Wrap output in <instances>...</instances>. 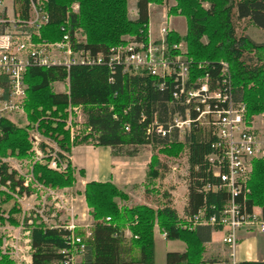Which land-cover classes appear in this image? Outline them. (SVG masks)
<instances>
[{
  "label": "trees",
  "instance_id": "16d2710c",
  "mask_svg": "<svg viewBox=\"0 0 264 264\" xmlns=\"http://www.w3.org/2000/svg\"><path fill=\"white\" fill-rule=\"evenodd\" d=\"M162 2L135 0V18L130 20L126 0H45L43 10L48 22L39 29V36L55 41L62 35L61 27L80 30L85 35L82 47L91 54L106 53L123 44V36L146 42L147 5ZM73 3L78 7L76 14L70 11ZM16 5L25 15L24 1L16 0ZM167 14L183 17L186 30L182 37L169 31L166 45L182 42L184 56L193 65L208 63L202 70L192 67L191 79L207 72L213 88L219 72L217 63L222 61L229 69L233 99L243 104L246 120L264 115V43H254L246 35L249 27L264 32V0H174ZM66 78L67 94L54 92L53 84L63 83ZM23 81L26 89L22 106L27 121L36 123L38 131L52 140L62 153L68 154L70 148L77 145H91L108 147L114 157L131 158L138 153V148L150 147L143 183L146 204H122L127 196L110 182L84 184L82 196L92 224L90 238L82 242L80 264H153L155 226L165 233L166 240H178L185 246L181 254L166 253L165 264H204L201 256L204 244L209 242L210 229H180V219L171 206L172 187L162 184L168 172L167 162L179 160L181 156L186 160V214L194 213L203 203L217 210L226 200V194L202 196L197 192L202 184L212 181L206 173L204 157L210 153L214 139L206 129H191L182 142L145 135L144 128L152 121L153 113L159 122L167 119L165 102L170 99L169 91L156 90V81L150 76H130L122 74L119 68L111 71L106 66H74L68 73L58 67L30 68ZM68 104L80 106L83 127L89 128L84 136L71 140L62 122ZM140 116L144 117L143 121ZM27 130V126L1 120L0 157L9 152L16 158H25L30 148ZM32 174L37 182L51 188H68L74 182L68 161L62 172L34 164ZM8 180L11 188L18 186L13 174H8L1 164L0 184ZM247 187L245 208H264V159L252 161ZM106 218L109 220L105 221ZM26 228L30 264H58L59 251L66 247L63 239L66 232L35 224ZM124 230L129 232L130 238L122 237ZM0 264L11 263L0 258ZM238 264H264V261Z\"/></svg>",
  "mask_w": 264,
  "mask_h": 264
},
{
  "label": "built area",
  "instance_id": "2783aa9c",
  "mask_svg": "<svg viewBox=\"0 0 264 264\" xmlns=\"http://www.w3.org/2000/svg\"><path fill=\"white\" fill-rule=\"evenodd\" d=\"M22 1L26 6L25 15L15 0L9 1V9L5 6V0H0V121L14 123V117H24L22 101L26 86L23 77L30 68L58 67L68 73L74 66H106L111 71L119 68L122 74L130 76L152 77L156 81V90L169 91L170 99L165 102L167 119L159 122L156 113H153L152 121L144 128L145 135L178 141L176 137L184 139L191 129H207L214 140L204 161L206 173L212 181L202 184L197 192L202 196L217 192L226 194V200L217 210L203 203L194 213L178 216L180 229L208 227L210 232H220L221 243L228 250V264H236L233 256L237 234L244 231L264 235V208L252 206L247 210L244 206L249 193L247 181L251 163L264 159V130L254 126L253 121L246 120L243 104L234 101L227 64L222 61L217 63L219 72L213 88L210 87L212 82L207 72L191 79L192 67L202 70L208 63L193 65L184 56L185 47L181 42L170 47L166 45L165 37L169 30L163 17L155 39L148 32L146 42L126 36L122 38L123 44L108 49L106 53L91 54L84 49L85 36L79 30L70 31L61 27L62 35L58 40L41 39L39 29L48 22L47 13L43 10L45 0ZM77 9V4L70 7L74 14ZM64 82L68 86L67 78ZM64 113L62 122L70 140L78 135L77 129H89L83 127L80 106L68 104ZM112 118L115 119V116ZM143 118L140 116V121ZM124 129L127 130L128 126ZM33 134H30L29 143L34 158L0 157V165H4L7 173H12L14 181L18 183V186L11 188L9 180L5 181L0 184V191L20 209L16 227H0V257L30 264L31 249L26 227L35 224L66 232L63 235L66 247L59 251L61 260L58 264H73L84 249L82 242L91 236L92 223L83 224L84 215L88 216L87 208L80 215L74 213L75 199L68 194V190L46 187L34 179V164L62 172L67 161L66 154L58 149L45 150L41 144L42 136L37 132ZM40 145L43 146L42 150ZM29 199L35 203H30ZM78 229L81 235L75 232ZM18 233L23 237L26 259L18 246ZM159 233L165 237L164 232ZM122 237L130 238L129 232L123 231Z\"/></svg>",
  "mask_w": 264,
  "mask_h": 264
},
{
  "label": "crops",
  "instance_id": "0c3cea01",
  "mask_svg": "<svg viewBox=\"0 0 264 264\" xmlns=\"http://www.w3.org/2000/svg\"><path fill=\"white\" fill-rule=\"evenodd\" d=\"M10 0H5V6L7 9L11 7L9 2ZM16 1V0H15ZM135 1V0H134ZM152 6L147 5V20L149 24V10L148 7ZM155 7V6H154ZM164 11V10H163ZM166 11V10H165ZM164 11V12H165ZM157 12V11H156ZM160 13L159 20H162V17L167 21V12ZM157 13V17L159 15ZM155 18V17H154ZM134 19V18H133ZM130 19V20H133ZM158 18L156 19V21ZM155 21V23H156ZM168 22V21H167ZM161 23V22H160ZM159 23V25H160ZM157 25V29L159 27ZM166 27L169 31H173L172 28L166 24ZM148 32V29H147ZM149 33V32H148ZM157 33V32H156ZM175 33V32H174ZM185 34V32H184ZM183 34V35H184ZM157 35V34H156ZM156 38V37H155ZM152 37V39H155ZM62 87V91H57L58 87ZM53 90L56 93H67V85L63 83L53 84ZM87 133V129H84V134ZM180 141V140H179ZM145 147V146H142ZM149 147V146H148ZM141 148V147H140ZM150 148V147H149ZM138 148V153L131 158L128 157H114L111 154V151L108 147H94L91 145H77L70 148L68 153V162L70 164L74 182L71 187L63 188L69 191L76 189V186H81L80 190L77 191L78 194H82L83 186L88 182H110L118 190L123 192L127 196V201L121 202L124 205L138 204L133 201L136 198L139 202V193L140 199L139 204H146L143 199V183L145 180V171L147 164L149 162L150 153L146 156ZM180 162L179 165L175 164ZM168 172L165 178L162 181V184L169 186L172 184V189L170 190L171 196V206L176 212L177 216H180L185 213V208L187 204V164L186 160L183 157L181 161L171 160L167 162ZM180 175V180L186 185L180 188L174 187L175 182H178V174ZM77 176V179L75 177ZM170 180V182H169ZM79 189V188H78ZM77 189V190H78ZM79 194V197L82 195ZM31 201V199H29ZM142 200V201H141ZM125 231V230H124ZM76 233L81 232V230H76ZM248 234L255 233H245L240 231L237 234L236 246L234 248L233 260L236 264L240 262H263L264 261V235H260L261 239L259 243L254 244H244V241H248ZM154 236L159 238L160 247L162 250V263L165 264L164 258L166 253H177L181 254L184 252L185 246L182 242L178 240L169 241L161 236L159 231L154 227L153 229V264L155 261L154 255ZM221 233L220 232H210L209 242L204 244V251L201 256V260L204 264H228V250L226 246L221 243ZM245 247L251 250H247ZM79 262V261H78Z\"/></svg>",
  "mask_w": 264,
  "mask_h": 264
},
{
  "label": "rangeland",
  "instance_id": "374dc122",
  "mask_svg": "<svg viewBox=\"0 0 264 264\" xmlns=\"http://www.w3.org/2000/svg\"><path fill=\"white\" fill-rule=\"evenodd\" d=\"M126 3H127V17L129 19L135 18V1L134 0H126ZM74 4H76V3H73L72 5H74ZM150 5H152V6H149L148 7V10H149V24L147 26V29H148V32H149L151 38L152 37L155 38V37H157V35H156L157 34L156 33L157 32V25H159V23L161 22L159 20L160 13H163L165 10H166L165 12H167L168 8L171 7L172 5H174V0H163L162 4H160V5H155V4H150ZM157 13H159L158 17H157ZM157 18H158V20L156 21ZM155 21H156V23H155ZM167 21H166V24H168V26L170 28H172L173 31L178 36L182 37L183 34H184V32H185V30H186V25H185L184 18L181 17V16H177V15H168L167 16ZM79 33L82 34V35H84L81 31ZM246 35L254 43H260V44L261 43H264V32L261 31V30H259V29H257V28H253V27L247 28ZM123 37H126V36H123ZM181 44L184 46V43L181 42ZM57 91H60L61 92L62 91V87L59 86ZM13 121H14V123H12V124H14V125H18L20 127L27 126V128H28V130H27L28 139L30 137V134H33L35 132H37L38 134H40L42 136L41 144L45 146V148H46L45 150L52 151V149H56V150L58 149L57 146H55L53 144V141L52 140H50L47 137H44V135H42L38 131V129L36 128V123H29L27 121V118H26L25 114H24V117L22 119L17 118V117H14L13 118ZM251 121H253V123L255 124L254 126L260 128L261 130H264V115H262V114L256 115V116H254L251 119ZM199 129H204V128H199ZM76 132L78 133L77 136H79V137L85 135L84 134V129H77ZM33 135H35V134H33ZM74 137H75V135H74ZM176 138H177L178 141L180 140L179 142H182L183 141V139H181L180 137H176ZM40 149L42 150V148H40ZM139 149H141L142 150L141 152L144 155H146V156L150 153V148L148 146L141 147ZM45 150H43V151H45ZM44 153H46V152H44ZM68 155L69 154H66L65 155L66 161H68ZM7 156H13V155H11V154H9V152H7L6 155L3 156V157H7ZM13 157H15V156H13ZM26 157L29 158L30 160H31L32 157L33 158L35 157V154L30 153V148H29V151H28ZM19 159H21V158H19ZM182 159H183V156L180 157L179 161H181ZM179 163L180 162H177L175 164H178L179 165ZM177 174H178V179H177L178 182H175L174 187H176L177 189L180 188V187L183 188V186L186 185L187 182H186V184L183 183L180 180L179 173H177ZM75 179H77V176L75 177ZM169 182H170V180H169ZM170 185L172 186V184H170ZM80 188H81V186H78V184H77L75 190H73V191H69L68 190L69 191L68 194H71L72 197L75 199V207H74V211L75 212L74 213H78V215H80V213H85L86 212V208H87L86 205H85L83 196L79 197V194L80 193L78 194V192H77V191L80 190ZM58 189H62V188H58ZM80 195H82V194H80ZM138 197H139V202H140V199L142 198V197H140V193H139V196ZM133 201L139 203L136 198H134ZM30 203L33 204L35 202L31 199ZM87 210H88V208H87ZM2 216L7 217V218H3ZM19 217H20V209L16 206V204L15 205L12 204L11 200L7 197V195H5L4 193H1V191H0V227H2L4 225H7V226L9 225V226H12V227H16L18 225ZM89 222L92 223V219H91V217L89 215V210H88V216L87 215H84V222H83V224H88ZM16 233L17 232L15 230L14 235H16ZM78 233H80V235L82 234L81 232H78ZM248 236H249V238L247 239L248 241H244L243 242L244 244H247V243L254 244V243H259L260 242V239H261L260 238L261 237L260 235H258V234L255 233V234H248ZM18 237L20 238L18 240V246L20 247V249L22 251V253H21V255H22V254H24V252H23V243H22L23 237L21 238V236L19 235V233H18ZM5 239L8 240V238H5ZM245 248L247 250H251L252 249L251 247H250V249H248L247 247H245ZM154 255H155L154 264H161L162 263V261H161V259H162V250H161V247H160L159 238L156 237V236H154ZM0 258L7 259L8 261H10L11 264H27V262H23V261H19V260H16V261L15 260H10L7 257H0ZM24 258L26 259L25 254H24ZM79 260H80L79 257L78 258H75V260L73 261V264H78L79 263L78 262Z\"/></svg>",
  "mask_w": 264,
  "mask_h": 264
}]
</instances>
